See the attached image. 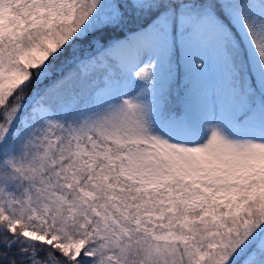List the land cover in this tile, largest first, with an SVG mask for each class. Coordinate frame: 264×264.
I'll list each match as a JSON object with an SVG mask.
<instances>
[{
	"label": "snow or ice",
	"instance_id": "obj_1",
	"mask_svg": "<svg viewBox=\"0 0 264 264\" xmlns=\"http://www.w3.org/2000/svg\"><path fill=\"white\" fill-rule=\"evenodd\" d=\"M0 264H264V0H0Z\"/></svg>",
	"mask_w": 264,
	"mask_h": 264
}]
</instances>
